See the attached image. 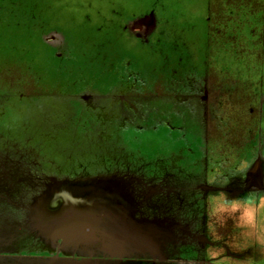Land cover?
Wrapping results in <instances>:
<instances>
[{"label":"flooded vegetation","instance_id":"1","mask_svg":"<svg viewBox=\"0 0 264 264\" xmlns=\"http://www.w3.org/2000/svg\"><path fill=\"white\" fill-rule=\"evenodd\" d=\"M152 2L113 0L108 12L102 15L110 24V38L116 44L133 55H151L161 61L153 71L154 82L144 87L142 81L139 92L133 90L134 83L122 85L116 91L73 96L67 94L62 84L34 76L45 89L44 94H35L36 81H17L18 66L5 64V55L0 59V76L12 77L7 79L6 89H2L5 84L0 82V227L16 225L24 230L30 247L26 250L24 244L11 256L0 254L3 264H217L207 259V251L218 249L213 241L220 231L226 230L225 220L231 221L235 211L243 212L244 203L250 201L247 205L256 207L255 217L259 214L257 219L264 221V146L258 143L250 147L253 138L260 141L264 122L260 95L256 113H245L257 121L259 130L256 133L248 128L238 149L231 144L229 120L235 108L231 98L224 97V50L214 49V39L219 43L218 31L211 28L207 19L205 40L211 45V52L200 79L179 55L178 45L171 47L172 37L164 30L167 23L158 19L159 5ZM5 6L0 1L3 20L11 13ZM20 12V7L13 9L15 16ZM29 16L34 19L31 10ZM33 26L39 28V34L43 33L37 54L50 56L61 66L71 61L63 32L53 27L43 30V23ZM21 33L31 39L32 34ZM213 67L219 71H213ZM213 74L216 76L212 87ZM61 87L65 93H61ZM21 89L31 90V95L23 96ZM136 96L142 97L145 107L149 100H155L164 114L173 113L179 104L198 111L204 133L219 145L215 152L224 151V167L232 161L234 152L232 166L224 173L219 171L220 160L208 161L210 154L204 147L197 153L190 148L178 150L193 157L185 163L179 152L148 161L132 158L128 152L127 158L90 159L76 135L63 124L49 122L52 106L13 122L8 129L3 123L6 100L17 105L18 110L23 100L32 97L37 101L74 97L79 109L94 114L96 108L101 110L103 100L112 99L135 114L133 106L126 102L137 100ZM223 142L226 144L221 147ZM14 164L24 168H13ZM4 168H8V174ZM12 188L17 189L16 195ZM102 200L110 204L114 217L100 211ZM168 205L184 211L185 218L166 227L162 222L166 219L158 217L156 210ZM67 209L76 213L75 221L64 220ZM5 217L10 220L7 222ZM4 228L0 242L5 237ZM163 253H168L167 258Z\"/></svg>","mask_w":264,"mask_h":264},{"label":"rangeland","instance_id":"2","mask_svg":"<svg viewBox=\"0 0 264 264\" xmlns=\"http://www.w3.org/2000/svg\"><path fill=\"white\" fill-rule=\"evenodd\" d=\"M0 1L11 11L5 15L4 20L0 18V59L5 55V64L18 66L20 78L17 81H36L34 76L44 77L62 84L68 95L79 96L84 92L97 94L116 91L122 88V85L129 86L134 83L133 90L139 92L142 81L144 87H149L156 79L153 71L158 69L161 63L157 57L133 55L110 38V24L102 19V15L108 12V6L113 0ZM149 1L161 3L157 16L160 21L167 23L164 30L166 35L172 37L171 47L178 45L179 55L184 57L187 63L204 64L210 55L211 45L203 39L205 27L195 30L199 19L188 15L187 0ZM207 1L197 2L199 4L195 5L193 12H197L196 17L205 22L210 19L211 28L218 31L216 34L219 35V43L214 39L216 34L213 39L214 49L219 47L224 50V97H230L235 108L229 118L230 132L233 133L231 144L240 149L243 143L242 135L245 136L248 128L254 129L256 133L259 130L257 121L245 113L250 114L251 110L256 113L259 95L262 106L264 105V0H213V3L210 2L212 5ZM36 4L42 13L38 11ZM18 7L21 12L15 16L13 9ZM30 10L34 16L33 20L29 16ZM40 23H43V30L53 27L64 33L71 61L61 66L50 56L37 54L40 52L37 48L39 37L43 33L39 34V28L33 25ZM21 32L32 34L31 39ZM214 52L215 50L212 51ZM127 62L128 65H125ZM191 66L193 68V65ZM192 71L196 72L195 69ZM213 71L219 69L213 67ZM211 76L213 87V76L216 75ZM8 78L12 77L0 76V82L5 84L2 89L7 88ZM36 83L34 93L44 94L45 89L41 88L37 81ZM219 83L222 84L220 81ZM64 87H61V93L66 92ZM217 88L221 90L220 87ZM19 93L26 97L31 95V90L21 89ZM136 97L137 100L126 102L127 106H133L135 114H130L112 99L103 100L100 104L101 110L96 108L97 113L94 114L90 110L79 109L74 97H56L45 101H37L38 99L32 97L23 100L18 110H15L17 105L6 100L3 105V123L8 129L13 122L52 106L53 116L49 122L63 124L69 132L76 135L90 159L127 158L128 152L132 158L142 157L148 161L161 158L166 153L171 157V154L177 155L179 152L180 159L185 163L189 162V159L193 160V157L178 150L190 148L192 152L197 153L204 147L210 154L208 161L220 160L219 171L224 173L232 166L236 158L234 152L232 161L224 167V151L221 150L218 154L215 152L219 145L204 133L199 122L201 114L198 111L188 105L179 104L173 113L164 114L160 112L162 108L156 101L149 102L145 107L142 97ZM261 129L260 141L257 142L253 138L254 143H251L250 147L257 146L258 143L264 146V122ZM225 144L223 142L221 147ZM184 163L182 168H185ZM18 165L24 168L21 164H14L12 167ZM196 169L200 168L196 166ZM4 171L8 174V168H4ZM11 191L16 195V188ZM247 203L250 201L244 203L243 212L235 211V215L230 217L231 221H224L226 230L220 231L214 237L213 242L218 249L207 251L208 260L212 259L217 264H264V221L261 217L257 219L259 214L255 217L256 207ZM109 205L102 200L99 207L102 213L105 212L112 218L115 213ZM156 212L158 217L163 216L166 219L162 221L166 227L177 225L174 222L185 218V212L173 208L172 205L166 208L160 206ZM5 220L8 222L10 219L5 217ZM2 226L0 232L4 228V225ZM4 230L5 237L0 242V254L11 256L23 247L22 242L27 240L28 236L16 225L5 227ZM24 249L29 250V245L24 246ZM163 254L167 258L168 253ZM3 263L5 261H0V264Z\"/></svg>","mask_w":264,"mask_h":264},{"label":"crops","instance_id":"3","mask_svg":"<svg viewBox=\"0 0 264 264\" xmlns=\"http://www.w3.org/2000/svg\"><path fill=\"white\" fill-rule=\"evenodd\" d=\"M152 2V1H151ZM197 2H199V3H201V2H208L207 0H187V4H188V15L190 16V17H194V18H198L199 19V25L195 28V30L196 31H198L202 26L204 27L205 26V20H203V19H200V17H196L197 15H198V13L197 12H193V10L195 9V5H197V4H199V3H197ZM153 4L154 3H157L158 5H159V10L161 9V3L160 2H158V1H154V2H152ZM209 3H210V0H209ZM162 14H163V11H162ZM207 20V19H206ZM163 22H165L164 20H163ZM203 34V39L205 40V33H202ZM186 62H187V60H186ZM207 62V61H206ZM206 62L204 63V64H199V65H197V64H193V63H190V66L191 65H193V69H195L196 70V72H193V74H196L197 75V77L198 78H202V75H201V73H202V69L206 66ZM192 67V66H191ZM204 100H205V98L204 97H202L201 99H200V103L201 104H203L204 103ZM155 100H149V102H154ZM148 102V103H149Z\"/></svg>","mask_w":264,"mask_h":264},{"label":"water","instance_id":"4","mask_svg":"<svg viewBox=\"0 0 264 264\" xmlns=\"http://www.w3.org/2000/svg\"><path fill=\"white\" fill-rule=\"evenodd\" d=\"M65 196H67V195H65ZM64 212L67 215H69V216H67V215L63 214L64 215V220H66L68 222L69 221H75L76 220V216H75L76 213H73V212L69 211V209L65 210Z\"/></svg>","mask_w":264,"mask_h":264},{"label":"trees","instance_id":"5","mask_svg":"<svg viewBox=\"0 0 264 264\" xmlns=\"http://www.w3.org/2000/svg\"><path fill=\"white\" fill-rule=\"evenodd\" d=\"M18 239V238H17ZM21 239V238H20ZM27 243V240H25L24 242H22V244L24 245V244H26ZM29 244V243H28ZM28 244H26V245H24L25 247H27L28 246Z\"/></svg>","mask_w":264,"mask_h":264}]
</instances>
